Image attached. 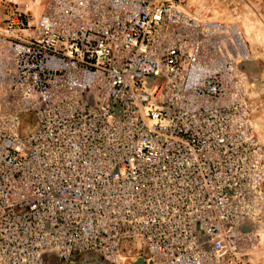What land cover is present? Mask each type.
Segmentation results:
<instances>
[{
  "label": "built area",
  "instance_id": "2783aa9c",
  "mask_svg": "<svg viewBox=\"0 0 264 264\" xmlns=\"http://www.w3.org/2000/svg\"><path fill=\"white\" fill-rule=\"evenodd\" d=\"M180 2L16 15L0 42V264H251L264 145L247 56Z\"/></svg>",
  "mask_w": 264,
  "mask_h": 264
},
{
  "label": "rangeland",
  "instance_id": "374dc122",
  "mask_svg": "<svg viewBox=\"0 0 264 264\" xmlns=\"http://www.w3.org/2000/svg\"><path fill=\"white\" fill-rule=\"evenodd\" d=\"M50 0H0V42L16 33L10 28L16 15L35 21ZM184 4L198 24L218 22L227 34L224 43L238 41L246 58L238 62L243 77L244 97L252 109L251 118L256 135L264 145V0H177ZM27 12V14H25ZM25 17V16H24ZM33 23V22H32ZM199 27V26H198ZM201 27V26H200ZM215 38V37H212ZM251 239L245 255L251 264H264V209L261 217L248 225ZM44 264H107L92 256H81L73 263H66L53 254H47ZM132 264H140L134 260Z\"/></svg>",
  "mask_w": 264,
  "mask_h": 264
},
{
  "label": "bare ground",
  "instance_id": "6f19581e",
  "mask_svg": "<svg viewBox=\"0 0 264 264\" xmlns=\"http://www.w3.org/2000/svg\"><path fill=\"white\" fill-rule=\"evenodd\" d=\"M262 143V142H261ZM263 144V143H262Z\"/></svg>",
  "mask_w": 264,
  "mask_h": 264
}]
</instances>
